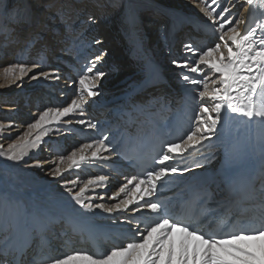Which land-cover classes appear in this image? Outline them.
I'll list each match as a JSON object with an SVG mask.
<instances>
[{
  "label": "snow or ice",
  "instance_id": "snow-or-ice-1",
  "mask_svg": "<svg viewBox=\"0 0 264 264\" xmlns=\"http://www.w3.org/2000/svg\"><path fill=\"white\" fill-rule=\"evenodd\" d=\"M113 6L118 7L119 0H113ZM260 6L264 0H199L197 7L210 22L215 40L211 46L186 43L183 58L171 60L180 70L183 106L171 117L152 120L146 134L136 125L133 113L151 102L133 103L132 93L116 112L121 119L127 118L130 127L136 125V137L105 128V121L86 116L103 95L100 84L106 73L98 67L101 53L87 61L73 82L75 95L70 103L32 114V121L18 138L6 147L0 143V162L41 170L47 163V175L62 189L49 193L59 215L42 205L31 212L23 208L25 219L31 221L25 228L24 242L17 243L15 238L18 217L0 225V232L9 233L0 246V264H264V136L256 142L262 160V179L257 183L234 171L247 150L225 135L226 126L235 122L264 127V13L258 19L249 18L250 10ZM4 13L13 23L21 18V9H9L6 0H0V15ZM88 19L96 22L94 17ZM13 30L0 25V33ZM70 30L71 25H66V31ZM44 66L40 58L30 65L10 64L0 73L6 82L0 88L22 84L25 78L58 82V70L44 71ZM148 86L155 87L156 81H145L144 87ZM162 107L172 111L167 104ZM73 116H78L76 123L95 136L58 160H32L30 153L40 150L52 132L71 126ZM6 129H14V124L0 122V139L11 135ZM137 137L151 145L150 152L128 151L129 142ZM193 153L198 157L189 160ZM216 160L220 167L215 174L190 186L186 194L164 195L177 178L192 175L196 169L206 170ZM121 162L135 174L125 175ZM88 166L108 167L117 174L88 175L83 180L79 175L65 178ZM0 203L9 210L20 205L6 197H0ZM104 214L113 225L119 222V227L113 230L97 224V217ZM62 222L65 228L61 236L69 229L73 234L104 231L114 235L104 250L64 251L45 235L50 224ZM37 237V247L48 252L29 259L27 249Z\"/></svg>",
  "mask_w": 264,
  "mask_h": 264
},
{
  "label": "bare ground",
  "instance_id": "bare-ground-1",
  "mask_svg": "<svg viewBox=\"0 0 264 264\" xmlns=\"http://www.w3.org/2000/svg\"><path fill=\"white\" fill-rule=\"evenodd\" d=\"M13 1L6 0L9 9L15 6L24 13L20 14L21 18L19 22L15 23L13 28H11L14 29L11 33L13 44H11L10 39H4L5 35L0 39V73L7 67L6 65H2L3 61L12 59L10 64L19 63L20 61V63H29L30 65L37 61L35 59L36 56L33 55V52H36V55L44 54L50 59V65L43 67L42 70L49 71L55 69L58 70L60 76L58 82L45 81L43 79L38 81L30 80L19 85L17 83L0 88V122L4 124L11 122L14 126H17L19 129L22 128L23 130L26 129L27 123L32 121V114L42 111L44 107H63L67 103H70L71 98H73L72 95L75 94L73 81L77 80L75 78L76 74H82L83 67L87 61L101 53H103L102 61L98 67L99 70L106 73L100 84V90L103 95L98 98L95 104L89 107L86 116L105 121V128H111L113 131L119 129L120 132H136V125H138L136 117L133 115L136 120V125L130 127L127 118L121 119L117 115L116 109L125 103L128 90L131 91V87L137 84L141 85L145 79H149L156 81V86H148L149 88L147 87L144 90L139 99L146 103L151 102L150 105H152L153 110L156 112L157 119L161 118L158 116L161 113L158 109L161 110V106L168 103L167 105L170 106L172 111L164 110V113L168 112L164 118L171 117L173 112L181 110L184 103V87L178 78L179 73L174 72H180V70L171 64V60L174 58H183V45L186 43H191L195 47H200L203 44L210 46L211 42L215 40L213 30L209 26L210 22H207V18L204 17L203 13L200 14V8L197 7L199 0H196V3H193V0H119L118 7L113 6V0H95L94 2L92 0H57L49 9H45L43 5H50L53 0H24V3L19 7L18 3H14ZM32 3L37 4V7L35 8ZM62 5L67 8H70V6L75 8V10L68 12V14H64V18L71 21V24L57 20L59 13L55 14L54 11H58V6ZM96 6L99 8H96ZM127 7L132 10V14H129L132 18L129 21L126 18L129 11ZM244 7L248 6L245 5ZM262 13H264V6L254 8L250 10L249 18L258 19ZM90 16L95 18L96 22L94 24L89 22L88 18ZM9 17L10 15L8 13L0 15V25H5ZM51 17L53 20H51ZM81 17L83 19H80ZM144 17L146 18L145 20ZM26 19H30V23L26 22ZM193 21L201 23L204 26L194 24L191 26L187 24ZM84 23L85 25L82 26ZM45 24L52 26L61 24L63 27L58 32L51 34V31L48 33L46 26L41 27ZM78 24L80 28H77ZM66 25H71L70 31H66ZM190 27L193 28V36L183 34L184 30ZM74 28L77 29L73 32ZM172 28L176 36L171 43L168 29L171 30ZM134 31L136 35L142 38L140 40L142 43L138 41L135 42V45L131 46V43L128 42L126 37L130 32L131 34L129 35H134ZM189 31L188 33H190ZM141 32H143V35ZM30 35H34V37L29 39ZM166 36H168L167 42L164 39ZM50 38L54 40V46L44 45L42 49H38L43 42H48ZM148 38L150 42L149 40L147 41ZM25 39L29 40L26 41L25 45H22ZM95 40H100L102 43L95 45L92 43ZM153 41L154 43L157 41V45H153ZM201 41L202 43L200 44L199 42ZM181 42H183L182 45L179 44ZM87 43L90 44L89 48L84 49L81 55H76V57L70 56V52L76 50L73 46H79L81 44L88 46ZM151 43L155 47L153 50L156 52L151 50ZM177 44L180 50L176 49V52H173V48ZM16 47H19L22 53L25 47H31L26 50V53L33 55V57L28 56V59H24L20 55L17 60L12 55L3 56L5 53L14 51ZM130 48H132V52L139 54L137 57L139 59H135L134 63L132 62L133 60L128 59L130 56ZM53 50H56V52L54 54L52 53V55L51 51L53 52ZM166 56H170L171 59H167ZM148 64L149 66L147 68ZM136 65H139V67L137 68ZM161 65H165L164 68H172L173 70H165L160 67ZM5 83L3 76L0 75V85ZM141 88L143 89L144 86ZM108 91H111L108 94L114 98L109 103L110 105H105L101 102L104 100L102 99L105 96L104 94ZM43 92L46 93L44 94ZM150 92L158 99L155 100L152 94H148ZM47 95L49 98L52 97V101L55 98V102H50ZM7 97L9 100L6 99ZM111 97L108 99H111ZM32 99L34 102H32ZM10 101L14 103H9ZM132 102L136 101L132 100ZM107 110L108 112H104ZM78 118V116H73L71 126L61 127L59 133L52 132L50 137H46V143L41 146L40 150H33L30 153L31 159L34 160L32 158L33 155L44 152L43 159L49 158V160L45 161L52 162L58 160L60 155H67L73 149L72 147H78L79 142L93 138L95 136L93 132L84 129L83 126L76 123ZM14 132L16 130H11V135ZM117 134L119 135V132ZM11 135L6 136L10 138ZM225 135L233 143L236 139L242 140L248 138L253 145L255 161L258 163L262 162L256 142L261 136H264V127L259 124L250 125L235 122L226 126ZM6 136L0 139V143H3L5 147L7 143L11 142ZM69 140H72V142L67 144ZM46 148L47 150H45ZM197 157L198 153H193L189 157V160ZM218 166L220 164L216 160L207 166L206 170H211L210 168L218 169ZM48 167L49 165L46 163L43 170L36 168L26 169L24 167L22 170L17 171L12 168V162H1L0 164V197H6L9 200L20 202L19 206L11 210L5 208L0 203V225L9 222L14 217L19 218V228L15 235L23 231V236L20 240L16 241L17 243L24 242L26 239L25 228L31 226V221L26 220L23 215V208L26 207L31 212L36 205H42L52 209L54 214H61L52 201L49 200L50 192L55 194L62 191V189L58 187L56 180L47 175ZM204 171L196 169L192 175L185 174L186 180L191 178L192 185H194L193 178ZM99 174L114 176L117 173L108 167L101 169L99 166H88L82 170H76L66 175L65 178L72 179L76 175H79L81 180H83L88 175ZM124 174L128 175L129 172H124ZM180 180L181 178H177L174 183L177 182L180 184ZM110 190L114 191L115 188L111 187ZM96 223L113 230L119 227V222L113 225V222L108 219L107 214H104L102 217H97ZM64 228L65 226H56V224H50L48 226L45 235H47L53 246L62 247L64 251L83 249L86 247L87 244L82 243L80 238L81 235L87 238L86 234H89L87 231H83L75 240L71 237L73 232L70 230H68L67 235H60ZM112 233L114 232L99 231L92 235H98V240H102L105 238L104 236L107 237ZM7 234L9 233L0 232V237ZM39 242V237H37L30 247L38 245ZM98 243L102 244L103 241ZM3 244L4 242L0 241V246H3ZM41 252L40 250L39 253ZM47 252L40 255L47 254ZM34 254H36V250Z\"/></svg>",
  "mask_w": 264,
  "mask_h": 264
},
{
  "label": "rangeland",
  "instance_id": "rangeland-1",
  "mask_svg": "<svg viewBox=\"0 0 264 264\" xmlns=\"http://www.w3.org/2000/svg\"><path fill=\"white\" fill-rule=\"evenodd\" d=\"M57 0H53L51 3H50V5H43L44 6V8L45 9H49L50 8V6L51 5H53L55 2H56ZM72 1H74V0H72ZM93 2L95 1V0H92ZM14 3H18V7L22 4V3H24V0H14L13 1ZM12 2V3H13ZM233 2H234V0H233ZM225 3H227V0H225ZM33 4V6H35V8L37 7V4L35 5L34 3H32ZM157 5V4H156ZM57 7V6H56ZM96 8H99V7H97L96 6ZM127 9L129 10L128 11V15L126 16V18H127V20L129 21L130 20V18H132L129 14H132V10H130V8H128L127 7ZM58 11H54V13L55 14H58L59 13V15H57V20H62L63 21V23L64 22H67V23H69V24H71L72 22L71 21H69V20H66V18H64V14H68V12H71L72 10H75V8L73 7H71L70 6V8H67L66 6H64V5H62V6H58V9H57ZM219 10V9H218ZM241 11L243 10V9H240ZM234 11H235V9H234ZM24 12H22L21 11V14H23ZM200 14H202V12L200 13ZM87 15H89V14H87ZM124 15H125V13H124ZM70 16V15H69ZM44 18H46V17H44ZM80 19H83L82 17L80 18ZM146 18L144 17V20H145ZM7 23L5 24L7 27H10V28H13V25L15 24V23H13L12 22V20H11V18L9 17V18H7ZM51 20H53V18L51 17ZM47 24V23H46ZM42 25L41 27H43V26H46V28H47V30H48V33L51 31V34L53 33V32H58V30H60L62 27H63V25H61V24H59L58 26H55V25ZM188 25H198V26H204L203 24H201V23H198V22H190V23H187ZM85 25V23L82 25V26H84ZM160 25V24H159ZM77 28H80V25L78 24L77 25ZM77 28H74V30H73V32L75 31V29H77ZM189 29H190V31H189ZM169 30V40H170V42L173 40V38H175V36H176V34H174V30H173V28L170 30V29H168ZM195 30V29H194ZM188 31L190 32V33H188ZM197 31V30H196ZM13 31H11V33H12ZM144 32V31H143ZM143 32H141V34L143 35ZM11 33H8L7 34V32H3V33H0V39L2 38V36H4L5 35V37H4V39L5 40H7V39H10L11 40V44H13V41H12V38H11ZM138 33V32H137ZM29 34H31V33H29ZM129 34H131V32L129 33ZM128 34V36L126 37L127 38V40H128V42H130L131 43V46L132 45H135V42H138L139 41V43H142L141 41H140V36H138V35H136L135 34V31H134V35H135V37H134V35H129ZM173 34V35H172ZM183 34H187V35H192V34H194L193 33V28L192 27H190V28H186V30H184V33ZM34 35H35V33H34ZM34 35H30V37H29V39H32V37H34ZM193 36V35H192ZM28 39V40H29ZM154 39V38H153ZM165 42H167L168 41V36H166L165 38ZM27 39H25L23 42L24 43H22V45H25V43H26V41H28ZM149 40V38L147 39V41ZM67 41H69V40H67ZM149 42H150V40H149ZM68 43H71V42H68ZM132 43H134V44H132ZM157 43V41L154 43V41H153V45L155 44V45H157L156 44ZM182 43L183 42H181V43H179L180 45H182ZM200 44L202 43V41L201 42H199ZM54 40L52 39V38H50V40L48 41V42H43L42 43V45H40L39 47L40 48H38V49H42V47L44 46V45H47V46H54ZM72 44V43H71ZM75 44V43H74ZM123 44V43H122ZM173 44H174V41H173ZM211 44H212V42H211ZM211 44H210V46H211ZM204 45V44H203ZM34 47H38V46H34ZM151 47H152V49L151 50H153V49H155V47L154 46H152V43H151ZM31 47H29V48H26L25 47V50H24V52L22 53L21 52V49L19 48V47H16V49L14 50V51H11V52H9V53H5L3 56H13L14 58H17V60L19 59V56L21 55V57L22 58H26V59H28L27 57L28 56H32L33 57V55L34 56H36V60L38 59V58H42V57H45L44 56V54H42V55H36V52H33V55H30V54H28V53H26V50L27 49H30ZM37 49V50H38ZM93 49V48H92ZM176 49L177 50H180V47H178V44L177 45H175L174 46V48H173V52H176ZM171 50V49H170ZM133 50H132V48H130L129 49V52H130V56H129V58L128 59H130V60H133L132 62L134 63L135 62V59H139V58H137L138 56H139V54L137 53V52H132ZM154 52H156L155 50H153ZM56 52V50H53V52L51 51V54L53 53H55ZM15 54V55H14ZM52 54V55H53ZM152 54H153V52H152ZM155 54V53H154ZM73 55V56H72ZM74 55L75 54H73V52H70V56L71 57H74ZM173 55V54H172ZM91 56V55H90ZM156 58H157V55H156ZM166 58L167 59H171V57L170 56H166ZM142 59V58H141ZM140 59V60H141ZM6 60V59H5ZM49 58L47 57V61L46 62H44V64H45V66L44 67H48V65H50V63H49ZM11 61H12V59H10L9 61H3L2 62V65H6V66H8L10 63H11ZM23 61V60H22ZM27 61V60H26ZM139 61V60H138ZM19 63H20V61H19ZM27 64H29V63H27ZM137 66V68L139 67V65H136ZM148 66H149V64L147 65V68H148ZM1 67V66H0ZM133 67V66H132ZM160 67H162L163 69H165V70H173L172 68H164L165 67V65H161ZM142 71H144V69H142ZM121 72V71H120ZM174 72H176L177 74L179 73V71H174ZM123 73V72H122ZM121 73V74H122ZM149 73V72H148ZM157 75H158V73H157ZM179 75V74H178ZM177 75V76H178ZM78 76L79 75H76L75 76V78L76 79H78ZM170 80H171V78H170ZM28 81H30V79H28V78H25L24 79V83L25 82H28ZM154 81V80H153ZM173 82V81H172ZM20 83H18L17 85H19ZM175 87V86H174ZM149 88V87H148ZM111 91H114V90H111ZM111 91H108L107 93H105L104 95V98H102V99H104L103 100V102H101V103H103V104H105V105H108L109 103H111V101L113 100V98L114 97H111V95H109L108 93H111ZM44 94L46 93V92H43ZM148 94H152L153 95V93H148ZM75 95V94H74ZM74 95H72V97L74 98ZM154 96V98H155V100L156 99H158L155 95H153ZM109 97H111V99H108ZM29 98V97H28ZM6 99H8V97L6 98ZM48 99H51V98H49V96H48ZM9 100V99H8ZM152 100V99H151ZM32 102H34L33 101V99H32ZM9 103H14V102H9ZM15 103H17V102H15ZM44 105H46V103H44ZM105 105H104V108H105ZM110 105V104H109ZM47 107V106H46ZM30 108V107H29ZM45 108V107H44ZM43 108V109H44ZM161 109H162V106H161ZM109 110V109H108ZM108 110L107 111H104V112H108ZM158 111L160 112V109H158ZM167 113L168 112H166V115H167ZM166 117V116H165ZM13 130H16V132H14L13 133V135H11V137L9 138V137H7L6 136V138L8 139V140H13V139H16V138H18V136L24 131L22 128H17V126H14V129H12V131ZM11 131V130H10ZM6 132H8V129H6ZM68 137V136H67ZM5 138V137H4ZM70 142H72V140H69V142H67V144H70ZM80 143H83L82 141L81 142H79V144ZM56 146V145H55ZM79 146V145H78ZM57 147V146H56ZM50 148V147H49ZM48 148V149H49ZM72 148H74V147H72ZM45 150H47V148L45 149ZM44 150V151H45ZM56 155H58V154H56ZM62 155H65V154H62ZM43 156H44V152H40V154H35V155H33L32 156V158H34V160H41V161H45V160H49V158H45V159H43ZM42 157V158H41ZM0 164H1V162H0ZM12 168L14 169V170H17V171H20V170H22L23 168H24V165L23 164H20V165H16V164H14V163H12ZM32 169H35V168H32ZM11 170V169H10ZM13 173V172H12Z\"/></svg>",
  "mask_w": 264,
  "mask_h": 264
}]
</instances>
